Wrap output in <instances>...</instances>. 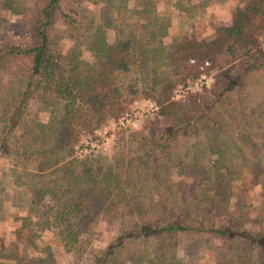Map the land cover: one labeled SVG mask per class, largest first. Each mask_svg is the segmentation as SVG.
Here are the masks:
<instances>
[{"label": "trees", "instance_id": "1", "mask_svg": "<svg viewBox=\"0 0 264 264\" xmlns=\"http://www.w3.org/2000/svg\"><path fill=\"white\" fill-rule=\"evenodd\" d=\"M103 1L113 15L81 27L62 0H0V24L24 26L23 41L0 45V158L14 166L0 172V214L21 210L12 231L0 225L15 234L0 264H184L183 235L205 238L215 264H264V0H236L224 25L170 43L172 0L164 13L156 0ZM205 60L212 82L175 98ZM139 97L154 116L122 129L111 153H78ZM101 221L117 223L104 245Z\"/></svg>", "mask_w": 264, "mask_h": 264}, {"label": "rangeland", "instance_id": "2", "mask_svg": "<svg viewBox=\"0 0 264 264\" xmlns=\"http://www.w3.org/2000/svg\"><path fill=\"white\" fill-rule=\"evenodd\" d=\"M124 1L125 0H115V2L117 3H123ZM156 1V11H158L159 13H164L167 6L169 5L168 3L170 0ZM172 1L173 2H171L168 8L173 15L171 16V24L168 27V33L165 37V40L169 43L176 38V36L182 29L188 28V26L190 25H192V27L197 30L199 35L209 32L217 26L224 25L226 22H228L227 20L229 16V5L236 0H176L178 7L175 5V0ZM105 5L106 4L103 0L98 1L97 4H93V2L88 0H62V7L66 11L70 6L75 7L76 13L73 12V16L78 19L77 25L80 24L81 27L84 26L83 23L87 20L85 16L88 14H91L99 19H103V17L105 16H112L113 9L111 7H106ZM79 21H81V23H78ZM23 31L24 26L20 17L12 16L9 20L0 24V45L6 43H18L20 41H23ZM71 33L72 30L68 28L66 23L60 24V31L58 32V36L61 41L60 48L63 51H66L67 48L71 45V39L74 40L73 38L70 39ZM75 34L78 33L76 32ZM215 70V67L206 70V76H208L210 83L212 82V74ZM194 79L189 78L187 79V82H192ZM180 86H182V84L177 85L174 89V91L177 89L176 93L178 94H181V90L179 88ZM152 103L153 100L147 97L136 98L131 103L128 111L129 114L135 115V113H137L134 116L132 122H130L126 126L120 127L119 125L117 126L109 123V119H107L106 122L101 126V128L106 125L108 132L102 135L99 132V129L101 128H98L92 137L84 139L83 144L88 150L90 149V143L93 142L94 145H96L95 147H97V150L94 151V153H111L112 146L122 129L137 128L142 121L146 120L148 117H152L155 115V112L151 109ZM11 169H14L12 161H7L0 158V172L3 170ZM171 173L175 179L183 180V187L186 186L185 188H189V180L188 178L184 177L186 175L182 172L179 165L174 166L171 169ZM251 203L252 206L248 208V211L251 212L259 209L263 204L258 197H253L251 199ZM189 211L194 216H200L199 206L195 203H191L189 205ZM20 213L21 210L16 207H12L9 203H6L4 208L1 209L0 214L1 229L12 231L14 224L11 223V220L18 218V214ZM19 223L20 218L16 221L15 226L18 227ZM116 227L117 223L101 221L98 225V233L95 243L104 245L107 240L110 239V236L114 234V230ZM30 233H32V230L30 231ZM14 235V233L4 235L5 238L0 235V240L13 239ZM45 238H47L45 234L39 236V239L41 240ZM204 239L205 238L201 236L194 235H183L180 237L179 254L184 259V264H215L212 251L208 248V245L206 244ZM57 259L59 263H63L66 260V258L63 260L59 252L57 253Z\"/></svg>", "mask_w": 264, "mask_h": 264}, {"label": "built area", "instance_id": "3", "mask_svg": "<svg viewBox=\"0 0 264 264\" xmlns=\"http://www.w3.org/2000/svg\"><path fill=\"white\" fill-rule=\"evenodd\" d=\"M264 36V34H263ZM191 61H194V59H191ZM209 65V61L205 60L204 62L200 63L199 65V69H200V75L199 77L195 78L192 82H187L185 85L180 86V90H181V94L176 93V90L174 91V97L179 98L178 96H182L186 91H195V90H200L204 85H209V78L208 76H206L207 71L206 66ZM211 77V76H210ZM211 79V78H210ZM151 109L152 111H154L156 113L157 110V105L155 104V102L153 101L152 105H151ZM148 110V109H147ZM140 113V112H138ZM137 113H135L136 115ZM134 114H129V112L125 113L124 115H122L121 117H119L117 120H114L113 118L109 119V123L113 124V125H119L120 127L122 126H126L128 125L130 122L133 121V118L135 116ZM101 128V127H100ZM100 134H106L107 131V126L104 125L101 129H99ZM89 138V136L83 137L80 141V143L78 145H76L77 147V151L78 153L82 154V153H86V152H94L97 150V147H95L96 145H94V143H90L91 145H89L90 149L87 150L86 146L83 144L84 143V139ZM86 142V141H85ZM91 142V141H90Z\"/></svg>", "mask_w": 264, "mask_h": 264}, {"label": "crops", "instance_id": "4", "mask_svg": "<svg viewBox=\"0 0 264 264\" xmlns=\"http://www.w3.org/2000/svg\"><path fill=\"white\" fill-rule=\"evenodd\" d=\"M230 18H231V17H230V13H229V16H228V20H227V21H229V20H230Z\"/></svg>", "mask_w": 264, "mask_h": 264}]
</instances>
